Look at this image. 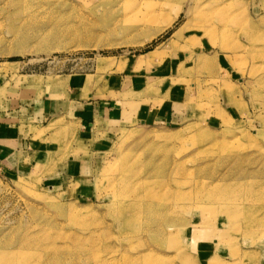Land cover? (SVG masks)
Wrapping results in <instances>:
<instances>
[{
    "label": "rangeland",
    "instance_id": "obj_1",
    "mask_svg": "<svg viewBox=\"0 0 264 264\" xmlns=\"http://www.w3.org/2000/svg\"><path fill=\"white\" fill-rule=\"evenodd\" d=\"M204 2L0 0V111L38 118L70 75L78 102L124 110L98 122L105 149L66 117L31 132L49 161L0 167V264H264V0H227L208 35ZM142 107L164 119L142 124Z\"/></svg>",
    "mask_w": 264,
    "mask_h": 264
},
{
    "label": "crops",
    "instance_id": "obj_2",
    "mask_svg": "<svg viewBox=\"0 0 264 264\" xmlns=\"http://www.w3.org/2000/svg\"><path fill=\"white\" fill-rule=\"evenodd\" d=\"M86 77V75H85ZM86 79L82 77L66 76L64 77L65 88L69 90V97L78 91L82 93V89L85 90L86 85L84 84ZM110 80V77H107ZM84 81V82H83ZM67 98L54 97L53 92L45 93V98L39 109V119L36 117L37 109L31 108L26 109L25 115L28 116L27 120H20L21 110L11 109L9 111H0V167L10 168V167H20L28 155H33V151L39 150L37 153L39 157H47L48 161L52 156V152L46 148L50 144L43 143V139H40L38 145L34 144L31 140L33 134L32 130H46L51 127L55 119L70 118L74 126L73 133L77 141H87L89 144H95V151H99L101 148H106V143H102V139L98 135V122L103 118L107 124H112L117 122V119H121L124 110L121 108L114 107L102 108L100 104L93 103H83V101L78 102L76 95L72 96L70 100ZM62 100V101H58ZM110 106V104H109ZM113 106V105H112ZM127 112L129 110H126ZM125 114V113H124ZM136 118L142 123L147 124L149 122H157L163 118V113L159 110H150L142 107L140 110L136 111ZM38 121V122H37ZM56 123V122H55ZM53 123V124H55ZM56 125V124H55ZM109 135L112 133V127L108 126ZM49 134V133H46ZM45 145V147H44ZM91 147L93 148L92 144ZM46 149V150H45ZM42 151V152H41ZM79 160L70 158L67 168L64 169V174L70 178V176L77 175V167ZM39 162H32V166H38ZM45 165V163H44ZM81 170V167L79 168Z\"/></svg>",
    "mask_w": 264,
    "mask_h": 264
},
{
    "label": "bare ground",
    "instance_id": "obj_3",
    "mask_svg": "<svg viewBox=\"0 0 264 264\" xmlns=\"http://www.w3.org/2000/svg\"><path fill=\"white\" fill-rule=\"evenodd\" d=\"M230 11V7L228 6L227 4V0H206V3L204 2L201 7L199 8L198 12L196 13V21L197 23L200 24L199 28L201 29V32L203 34H206L208 35V27H216V23H220V22H223L226 18L228 19L229 18V15H228V12ZM235 16H236V13H235ZM247 34V33H246ZM242 186H244L246 184V182H242L241 183ZM256 184H263L262 181H257ZM259 187V186H258ZM263 187V186H262ZM211 198H215V199H222V200H225V201H228L230 200L231 201V198L230 196H227V195H223L222 192H215V193H212L210 195ZM145 198H148V196H146ZM250 199V198H249ZM240 200V198H239ZM248 200V199H247ZM152 202V201H150ZM151 204V203H150ZM150 204H147L145 209L146 210H151L152 209V205ZM127 213V212H126ZM132 214V213H131ZM242 214H244V212H242ZM241 214V215H242ZM117 215H120V220H122V228L124 230H127L130 226L128 225H125L126 223V220H127V215L124 214V212H121L120 214H117ZM116 215V216H117ZM28 227H23L22 224L16 229H12L13 231H10V233H28L29 230ZM45 231V230H44ZM7 232V231H6ZM154 233H159V232H154ZM197 233V232H196ZM37 235V234H36ZM22 236V235H21ZM198 236V235H197ZM29 237V236H28ZM39 238V237H38ZM22 239H25V238H22ZM14 240V239H13ZM21 240V238H20ZM29 240V239H28ZM37 239L34 240V242L36 241ZM39 240V239H38ZM32 242V240L30 239L29 242ZM220 239H215L213 241L214 245L215 246H218L220 244ZM7 242V241H6ZM17 242V241H16ZM15 242V244H16ZM21 242V241H20ZM24 242V241H23ZM21 242V243H23ZM32 242V243H34ZM39 243V241H37ZM40 242H41V239H40ZM18 244V243H17ZM25 244V243H24ZM25 246V245H24ZM20 247H23L20 245ZM1 251V250H0ZM12 253H15V252H12ZM11 253V254H12ZM4 255H7L6 253ZM11 256H14V255H11ZM148 256H145V259L147 258ZM6 259V258H5ZM7 261V260H6ZM6 261L4 262L6 264ZM29 262V260H28ZM154 262V260H153ZM158 260H156V263L155 264H158ZM7 264H11V263H7ZM31 264V263H30ZM159 264H162L159 262Z\"/></svg>",
    "mask_w": 264,
    "mask_h": 264
}]
</instances>
